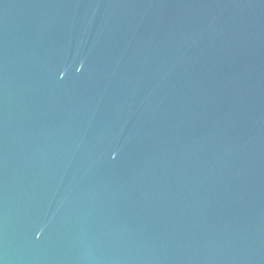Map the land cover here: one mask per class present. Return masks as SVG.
I'll return each mask as SVG.
<instances>
[{
    "label": "water",
    "instance_id": "water-1",
    "mask_svg": "<svg viewBox=\"0 0 264 264\" xmlns=\"http://www.w3.org/2000/svg\"><path fill=\"white\" fill-rule=\"evenodd\" d=\"M0 264H264V0H0Z\"/></svg>",
    "mask_w": 264,
    "mask_h": 264
}]
</instances>
